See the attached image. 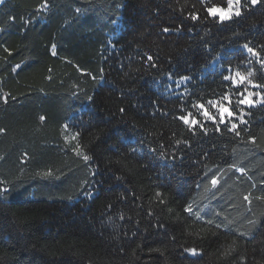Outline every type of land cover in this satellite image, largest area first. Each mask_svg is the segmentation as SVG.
<instances>
[{
	"label": "trees",
	"instance_id": "1",
	"mask_svg": "<svg viewBox=\"0 0 264 264\" xmlns=\"http://www.w3.org/2000/svg\"><path fill=\"white\" fill-rule=\"evenodd\" d=\"M44 2L0 5V264H264V104L238 137L176 119L228 91L222 73L264 84L243 48L264 58V0L223 24L206 8L226 0Z\"/></svg>",
	"mask_w": 264,
	"mask_h": 264
},
{
	"label": "snow or ice",
	"instance_id": "2",
	"mask_svg": "<svg viewBox=\"0 0 264 264\" xmlns=\"http://www.w3.org/2000/svg\"><path fill=\"white\" fill-rule=\"evenodd\" d=\"M199 2L204 3V0H199ZM5 0H0V5L4 4ZM227 7H219L216 5H211L206 8L207 18L210 20H214L216 23H225L228 21H231L233 17L239 18L242 15L243 9L246 8L249 4L252 6H255L256 4L260 3V0H244L242 3V0H226ZM49 5L47 0L40 6V8L37 9V11H44L48 9ZM192 20H198L200 17L193 13L190 17ZM14 19V18H12ZM28 23H31V21H28ZM169 29L165 28L164 32H168ZM243 48L247 51V53L251 54V56H254L257 58V62L261 64V67L264 68V58H261L260 53L256 51L253 47H250L249 44H244ZM4 51L8 53L9 56L12 55V52L9 48L5 47ZM52 55H56V49L55 45L52 46ZM149 62L153 61L152 56L147 57ZM219 59V58H218ZM152 67H156V64L153 62L151 63ZM20 65H16V68H19ZM15 70V69H14ZM103 71V70H101ZM228 72L231 73V69H228ZM253 72L249 71L247 74H242L241 72L237 71L234 74H223L222 73V80L224 82H229L227 87L228 91L218 94L215 98L208 99L206 102L201 103L198 100L192 102V108L196 109L195 114L192 111L184 112V109H181V112L183 114L176 117L177 120L181 121L184 126L187 127L188 131H190L193 135H196L199 131L203 135L207 136L209 129L206 126L207 123L210 121L212 125H215L214 131L216 133H222L223 131H227L230 133H233L235 136H240V131H238L240 124H247L248 122L244 119L245 115H249L245 111V108H252L257 104H264V93L262 92H253L249 90V87L255 88V89H264V84L262 83H255L253 80L249 79L252 77ZM169 79L173 80V84L175 85L176 89H180L182 86L187 85L192 77L188 75H182L178 78L173 79L172 74H169ZM95 79V77H94ZM172 87L171 85L169 86ZM241 91L238 92H232L231 89H240ZM185 92H187V88L185 87L184 91L180 92V96L183 97L185 95ZM235 95L237 98L235 100V111L233 109V100L232 96ZM253 97H258L259 99H253ZM91 100V97L88 98ZM6 102V101H5ZM210 109L214 111H210ZM125 110L123 108L120 109V112L123 113ZM41 120H44L45 117L41 116ZM239 121V124L236 122ZM223 126V128L221 127ZM64 131L67 133L69 130V125L63 126ZM0 131H3L0 129ZM80 135L79 132H76L75 134H72L71 139L76 140L78 136ZM67 140V136L65 137ZM250 142L255 144V138L250 137ZM180 141H177V144H179ZM79 144L77 145V149L79 148ZM153 151H155L153 149ZM78 155H83V159L85 162H87L90 157L86 154H82L79 151L77 152ZM175 159V157H173ZM238 171L243 173V169H238ZM45 176H51V171H48L44 173ZM219 182V177L216 175H213L210 178V183L213 187H215ZM4 181H0V185L4 184ZM9 189L7 187L0 188V196H2L4 193H7ZM156 195L160 197L162 193L157 192ZM250 195H245L243 199L247 201L249 204H251ZM255 199L264 201V196H256ZM160 203H164L163 200H160ZM184 211L187 212L189 215H193V209L191 205H187L184 208ZM151 214V213H150ZM219 215V213H217ZM196 219L199 220L200 216L197 214ZM208 224H212L213 221L209 220L207 221ZM256 221L249 220V224H255ZM217 228L221 227V224L217 223L215 225ZM241 236L244 235V233H240ZM235 243V241L233 242ZM183 251L192 257H196L198 255H201L202 253L198 251L195 247H185ZM227 255V252L225 253Z\"/></svg>",
	"mask_w": 264,
	"mask_h": 264
}]
</instances>
